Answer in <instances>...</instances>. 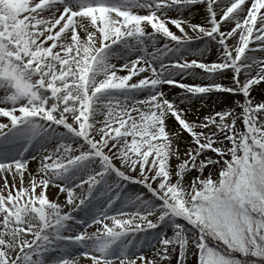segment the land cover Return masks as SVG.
<instances>
[{"label": "snow or ice", "instance_id": "snow-or-ice-1", "mask_svg": "<svg viewBox=\"0 0 264 264\" xmlns=\"http://www.w3.org/2000/svg\"><path fill=\"white\" fill-rule=\"evenodd\" d=\"M257 54L264 0H0V264H264Z\"/></svg>", "mask_w": 264, "mask_h": 264}, {"label": "bare ground", "instance_id": "bare-ground-1", "mask_svg": "<svg viewBox=\"0 0 264 264\" xmlns=\"http://www.w3.org/2000/svg\"><path fill=\"white\" fill-rule=\"evenodd\" d=\"M172 30L178 32V30H176V29L174 28V26L172 27ZM257 58H264V57H260L259 54H257ZM214 59H215V56H214V55H209V56L207 57V60H208L209 62L213 61ZM189 82H191V81H189ZM197 82H199V81H197ZM223 82L227 84V83H228V80L225 79ZM253 95L255 96L256 99H258V97H261V93H260L259 90L255 91V92L253 93ZM214 99H215V98H214ZM224 99H225V97H220V101H221V102H223ZM235 99H242V98H241V97H235ZM30 167H31V168H36V164H35V162H33V163L30 165ZM55 191H56V190H54V189H50V196L54 197V193H55ZM63 199H64V198L61 197V201H60L61 203L63 202Z\"/></svg>", "mask_w": 264, "mask_h": 264}, {"label": "rangeland", "instance_id": "rangeland-1", "mask_svg": "<svg viewBox=\"0 0 264 264\" xmlns=\"http://www.w3.org/2000/svg\"><path fill=\"white\" fill-rule=\"evenodd\" d=\"M260 98H261V97H258V99H257V100H260ZM136 190L138 191L139 189H136Z\"/></svg>", "mask_w": 264, "mask_h": 264}]
</instances>
